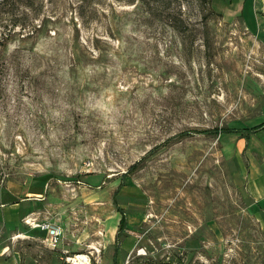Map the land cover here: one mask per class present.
<instances>
[{
    "label": "rangeland",
    "instance_id": "1",
    "mask_svg": "<svg viewBox=\"0 0 264 264\" xmlns=\"http://www.w3.org/2000/svg\"><path fill=\"white\" fill-rule=\"evenodd\" d=\"M16 2L0 21V205L41 196L0 244L23 264H264L239 178L264 165V130L214 133L264 122V0Z\"/></svg>",
    "mask_w": 264,
    "mask_h": 264
},
{
    "label": "crops",
    "instance_id": "2",
    "mask_svg": "<svg viewBox=\"0 0 264 264\" xmlns=\"http://www.w3.org/2000/svg\"><path fill=\"white\" fill-rule=\"evenodd\" d=\"M261 166L262 167L259 166V168H257L255 171L253 170L251 172L253 174L248 175L244 180L241 176H239V178L240 185L245 196L249 197L255 204L254 206L257 222L264 229V165ZM30 195L36 197L41 196V194H24V192H22L21 196L17 195L16 193L7 195L8 200L6 204L0 205V230L5 229L4 231H1V233L7 231L8 228L17 224L21 208L23 207L24 202L28 200L27 197H30ZM3 256L11 257L10 261H5L6 259H4ZM0 264H23V261L21 260L18 252H11L10 247L7 244H0ZM101 264H109V262L105 261ZM113 264H117L115 258H113Z\"/></svg>",
    "mask_w": 264,
    "mask_h": 264
},
{
    "label": "trees",
    "instance_id": "3",
    "mask_svg": "<svg viewBox=\"0 0 264 264\" xmlns=\"http://www.w3.org/2000/svg\"><path fill=\"white\" fill-rule=\"evenodd\" d=\"M16 3H17L16 0H0V21H1V17L5 16V15L8 16L10 11L15 10V7H17ZM10 20H12V19H10ZM14 26H19L20 29H25L26 25L24 22H20V21L15 20L12 23V27H14ZM28 35L31 36L30 38H33L34 31H31V33H29ZM262 129H264V122L254 126V127L244 129L243 131H229L227 129H217V130L215 129L214 133H216L217 135H221V134H226V133H231V132L232 133H238V132L242 133L243 132L244 134H246V136H248V135L254 134V133H256ZM116 193H114L113 197L116 196ZM118 212L120 213L121 217H120V221H119L116 239H118L120 233L123 232L124 229L126 228L125 213L122 209H118Z\"/></svg>",
    "mask_w": 264,
    "mask_h": 264
},
{
    "label": "built area",
    "instance_id": "4",
    "mask_svg": "<svg viewBox=\"0 0 264 264\" xmlns=\"http://www.w3.org/2000/svg\"><path fill=\"white\" fill-rule=\"evenodd\" d=\"M42 230H46L48 231L49 234V241H50V245L52 247H54L57 244V241L59 239V236L61 234V231L59 228L50 226V225H44L43 227H41ZM97 252V251H96ZM85 256L87 259L85 260V264H90V256L89 255H84V254H75L72 256H67L65 257V262L67 264H76V261H79L78 257H83Z\"/></svg>",
    "mask_w": 264,
    "mask_h": 264
},
{
    "label": "bare ground",
    "instance_id": "5",
    "mask_svg": "<svg viewBox=\"0 0 264 264\" xmlns=\"http://www.w3.org/2000/svg\"><path fill=\"white\" fill-rule=\"evenodd\" d=\"M79 261H76V264H85V260L87 259L85 256L78 257Z\"/></svg>",
    "mask_w": 264,
    "mask_h": 264
}]
</instances>
